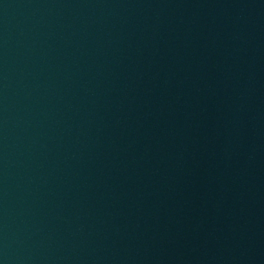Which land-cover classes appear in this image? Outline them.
<instances>
[{"label":"water","instance_id":"obj_1","mask_svg":"<svg viewBox=\"0 0 264 264\" xmlns=\"http://www.w3.org/2000/svg\"><path fill=\"white\" fill-rule=\"evenodd\" d=\"M0 264H264V0H0Z\"/></svg>","mask_w":264,"mask_h":264}]
</instances>
